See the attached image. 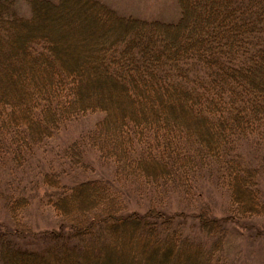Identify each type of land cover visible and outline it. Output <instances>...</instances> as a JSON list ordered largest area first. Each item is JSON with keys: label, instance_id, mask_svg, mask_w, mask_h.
Wrapping results in <instances>:
<instances>
[{"label": "trees", "instance_id": "trees-1", "mask_svg": "<svg viewBox=\"0 0 264 264\" xmlns=\"http://www.w3.org/2000/svg\"><path fill=\"white\" fill-rule=\"evenodd\" d=\"M25 3L0 0V264H264V0Z\"/></svg>", "mask_w": 264, "mask_h": 264}, {"label": "rangeland", "instance_id": "rangeland-1", "mask_svg": "<svg viewBox=\"0 0 264 264\" xmlns=\"http://www.w3.org/2000/svg\"><path fill=\"white\" fill-rule=\"evenodd\" d=\"M109 3L113 8L118 10L121 13L127 14H142L143 16L151 15H162V16H171L175 13L174 0H103ZM16 8L21 11V13L26 12V3L25 0H15ZM40 210L33 208L28 212V220L32 222L33 225L43 228L44 223L48 218H51L45 213H40ZM237 248L241 249V254L243 256L247 254L249 250V244L241 242L237 245ZM244 258V257H242ZM262 259V257L260 258ZM256 264L258 262V257L254 258ZM253 260L249 263L247 261H241V264H252Z\"/></svg>", "mask_w": 264, "mask_h": 264}]
</instances>
